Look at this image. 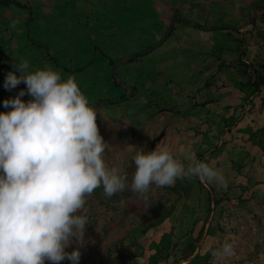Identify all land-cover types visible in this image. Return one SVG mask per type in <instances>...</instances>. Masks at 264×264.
Instances as JSON below:
<instances>
[{"label": "rangeland", "instance_id": "rangeland-1", "mask_svg": "<svg viewBox=\"0 0 264 264\" xmlns=\"http://www.w3.org/2000/svg\"><path fill=\"white\" fill-rule=\"evenodd\" d=\"M46 1L52 4L56 0ZM72 1L69 0V2ZM75 1L78 3L94 2V0ZM98 1L102 3L106 0ZM249 1L206 0V6L212 16L209 19L194 17L195 20L190 22L200 23L201 27H211L214 30L206 31L201 27L181 25L175 29L174 35L169 41L158 48H154L164 37L163 33L166 31V27L163 23L162 31L157 37V41L147 46V48L153 49L146 53L148 54L147 56L140 58L139 61L137 60L138 62H128L118 67L119 80L124 84L137 87L138 92L135 98L131 99V97L119 103L122 105L118 106L116 104L107 105V107H104L106 105L95 106L98 113L97 125L100 134L109 145L104 153V160L108 167H118L124 173L129 159L135 155L136 151H144L155 138L166 131L167 140L162 143L160 148L169 147L177 160L182 159L190 163L193 161L194 155L200 152H207V155L210 154V157L213 158L223 155L224 160L217 169L223 175L227 187L225 188L222 183L216 181H201L203 186L196 185L188 196H179L153 184L147 193V201L139 194H133L128 199L118 203L108 201L100 193L93 192L92 195L86 197L84 208L77 213L88 218L89 225L86 227L85 234L79 241L73 238L71 246L65 249L66 252H72L79 248L81 252L79 264H123L122 256L124 254L138 255L140 253V245L146 238L151 237L155 231V228H151V226L164 213L170 211L173 212L175 225L174 243L186 241V235L192 229L195 221L208 219L205 235L210 231V234L216 237L218 241L217 245L214 246L215 249L210 250L209 257L203 264H264V158L257 159L251 164L249 163L243 170L245 176L250 179V186L256 185L257 187L252 200H246L236 205L232 200L238 198L242 191L237 181L236 168H233L232 163L236 155L240 158L241 155H238L239 150L237 149L232 151L227 148L223 152L214 150V144L217 140L214 139L215 142L210 141L213 137L219 135V126L213 124L212 121L211 128L206 127L204 115H198L190 119H171L167 116L153 113V110L145 104L152 98L153 92L158 94V98L155 101L161 105L172 101L174 98L172 91L168 87V81L174 82L179 88L183 89V93L200 89L205 81L217 71L219 62L213 56L215 48L222 46L233 49L236 46V42L232 41L225 33L215 30L216 27H220L223 24L239 26L242 20V13L247 9ZM262 15V10L257 11L258 20ZM24 25H21V27ZM244 25L239 27L241 33L252 29V27H246L241 31ZM86 26L88 25L86 24ZM181 31H190L191 33L186 32L183 38L187 39L188 44L194 45V49L202 50L197 55L194 54V51H191L184 58L183 54L181 55L184 63L189 60V63H191L189 66L190 70L193 71L190 74V78L188 77L187 80H184L183 84L172 78V73L175 69L171 64L165 63L174 59L163 58L159 62L160 58H158L163 49L169 47L172 42L181 40V37L178 36ZM198 32L205 33L209 37L212 35L211 37L213 38L210 39L209 43H202V40H200L202 38L196 41L195 34ZM176 36L180 38L179 41L175 40ZM0 38L3 39L0 45V73L16 72V75H20L14 65L26 60L30 65L29 72L51 67L62 74V79L76 74L63 72V67L73 68L70 65L59 64L57 67L53 62L44 60L41 54V51L42 53L44 52L42 49L29 50L28 46H33L28 40L30 38H27L25 42L4 38L2 34ZM83 43L86 44L87 42ZM95 45L99 47L98 42H95ZM147 48L143 47L140 53L148 51L149 49ZM212 49L213 51H211ZM38 50L39 52H37ZM106 54L112 56L109 53ZM132 54L134 55L135 53ZM51 55L55 57L56 54L52 51ZM130 57L126 56V58L121 59L125 60ZM227 59L233 61V54L228 53ZM145 61L146 63L147 61H152L153 65L143 66ZM127 67H134V73H131L129 78L122 76V73L119 74L120 69L123 70ZM142 67H147L150 73H145L141 77ZM74 68L78 69L77 67ZM82 73H85V69ZM111 74H113V68L112 72L111 68H109V75L111 76ZM111 85L114 90L123 91L121 96L124 95L126 89L122 86L115 87L111 81V83L105 84L101 86V89H98L97 97L94 96L93 98L97 101L95 103L107 102L108 99H121L118 93H111ZM221 93L225 96L223 101L231 102L234 99H239L243 105L246 104L242 97L243 95L230 85L222 89ZM173 101H181V98L177 97ZM135 123L139 127L131 128V124ZM215 201H219L221 204L216 206ZM147 228L149 229L144 233ZM233 241L235 242L234 255L222 258L213 256V252L220 249L225 242ZM198 252L199 249L187 261L189 263L192 262ZM181 256L178 252L177 258L173 261H178L177 264H182L186 260L181 258ZM144 263V259L137 256L128 264ZM45 264H52V262L45 261ZM60 264H71V261L65 259Z\"/></svg>", "mask_w": 264, "mask_h": 264}, {"label": "clouds", "instance_id": "clouds-1", "mask_svg": "<svg viewBox=\"0 0 264 264\" xmlns=\"http://www.w3.org/2000/svg\"><path fill=\"white\" fill-rule=\"evenodd\" d=\"M14 67L20 75L9 72L4 87L24 83L27 92L5 100L11 111L0 113V264H79V248L65 249L83 238L89 221L77 213L101 186L108 198L131 191L145 201L151 185L171 186L181 177L227 187L218 169L199 160L185 166L159 146L136 151L129 183L126 173L105 163L109 145L76 76L62 79L51 67L29 72L26 60ZM26 94L32 97L27 102L21 99ZM234 248V241L225 242L213 256L231 257Z\"/></svg>", "mask_w": 264, "mask_h": 264}, {"label": "trees", "instance_id": "trees-1", "mask_svg": "<svg viewBox=\"0 0 264 264\" xmlns=\"http://www.w3.org/2000/svg\"><path fill=\"white\" fill-rule=\"evenodd\" d=\"M150 2L158 9L165 24L166 31L163 35L176 22L194 21V17L209 19L212 16V13H210L206 6V0H150ZM262 3H264V0H250L247 9L242 13V20L239 26L223 24L220 27H216L215 30L225 33L232 41L236 42V46L233 49L222 46L215 48L213 56L219 62L217 71L205 81L200 89L183 93V89L179 88L174 82L168 81V87L172 91L173 100L180 97L181 101L175 102L172 100L165 103V105H161L155 101L158 98V94L153 92L151 95L152 98L145 102L155 114H161L171 119H190L198 115H204L206 127L211 128L212 121L213 124L219 126V135L213 137L210 141L215 142L214 139L217 140L214 144V150L223 152L227 148L232 151L237 149L239 150L238 155H241V158L236 155L232 163L233 168H236L237 181L242 191V194L238 198L232 200L236 205L246 200H252L255 188L257 187L256 185L250 186V179L245 176L243 170L249 163L251 164V162L257 159L264 158V8L257 10H262L263 15L259 20L257 19L255 26L250 31L245 33L239 31L240 26L251 20L252 8ZM2 9L7 11H21L24 15L22 16L23 22L28 25L32 22L34 15V1L0 0V10ZM199 25L202 26L200 23ZM174 32L168 36L164 44L173 37ZM28 40L34 48L44 51V60L51 61L55 66H59L57 59L51 55L48 46H39L34 40ZM175 40L179 41L180 38L176 36ZM94 52L101 53L102 59L111 68V72L114 64L122 60L107 55L97 45L94 46ZM228 53L233 54V61L227 59ZM147 55L145 52L131 55V61L129 63L138 62L140 58L142 59ZM62 69L64 73L84 71V69L68 67H63ZM7 74L8 72L0 73V83L5 82ZM110 78L115 87H120L116 82L114 74H111ZM227 85H230L234 90H237L243 95L242 97L246 104L243 105L239 99H234L231 102L223 101L225 96L221 93V90L227 88ZM131 86L133 87L131 99H134L138 89L134 85ZM21 91L22 89L18 86L12 90H8L4 86L0 87V109L3 113L11 111L10 108L3 106V102L5 100L15 99ZM127 93L128 91L125 90L124 95L120 98L125 97ZM21 99L27 102L32 97L25 95ZM109 100L111 99L107 101ZM104 107H107V105ZM138 127L137 123L131 124V128L133 129ZM166 140L167 132L164 131L144 151H153L157 146L160 147ZM132 158L129 159L127 169L124 172L128 176L129 183L131 182L132 174L136 170ZM193 160L208 163L211 167L217 169L221 166L224 156L219 155L213 158L210 157V154L207 155V152H200L194 155ZM178 161L185 166L189 164L182 159ZM196 185L203 186L198 178L181 177L171 186L163 188L179 196H188ZM95 191L100 193L108 201L115 203L128 199L134 194L131 191H125L114 195L113 198H108L103 194V188L96 189ZM215 202L216 206L221 204L219 201ZM207 224L208 219L195 221L192 229L186 235V241L174 243L175 225L173 212L164 213L151 226V228H155V231L151 237L146 238L140 245V253L136 256L124 254L122 256L123 264L132 262L137 256L144 259V264H177L178 261H174L177 258L178 252L182 255L181 258L187 260L198 249V255L189 264H203L207 261L210 250L215 249L214 246L217 245L218 241L216 237L210 234V231L205 235ZM148 229H145L144 233Z\"/></svg>", "mask_w": 264, "mask_h": 264}, {"label": "crops", "instance_id": "crops-1", "mask_svg": "<svg viewBox=\"0 0 264 264\" xmlns=\"http://www.w3.org/2000/svg\"><path fill=\"white\" fill-rule=\"evenodd\" d=\"M33 1L34 15L28 25L23 23L24 15L21 11L0 10V35L17 42H25L29 37L39 46H48L50 51L56 54L55 58L59 64L84 68L85 73L72 75L76 76L82 92L90 100V105L97 102L93 98L97 97L98 89L111 83L109 66L102 59L100 52H94L95 42H98L101 51L121 59L131 56L132 53H140L143 47L147 48L149 44L157 41L162 31L161 14L150 0H106L102 3L94 0L90 3L84 2L85 4L75 0H56L52 4L46 0ZM186 32L191 33L179 32L181 40L172 42L158 56L159 62L163 58L174 59L165 63L174 67L172 78L182 84L193 72L190 70L189 60L184 63L183 58L191 51H194L195 55L202 52L201 49H194V45L188 44L187 39L183 38ZM211 36L198 32L195 34V40L202 38V43H209L213 38ZM2 42L3 39L0 40V45ZM28 48L35 50L33 46ZM41 54L43 56L42 51ZM148 64L153 65L152 61H145L143 66ZM121 73L129 78L130 74L134 73V67L120 69L119 74ZM145 73H150V70L142 67L141 77ZM110 88L111 93H118L119 96L123 94V91L114 90L112 85Z\"/></svg>", "mask_w": 264, "mask_h": 264}, {"label": "water", "instance_id": "water-1", "mask_svg": "<svg viewBox=\"0 0 264 264\" xmlns=\"http://www.w3.org/2000/svg\"><path fill=\"white\" fill-rule=\"evenodd\" d=\"M258 8H264V3L262 4H257L255 5L253 8H252V18L250 20V22H248L247 24H245L242 28H241V31H243L244 28L246 27H253L255 24H256V19H257V9ZM181 25H189V26H194L196 28H200L201 26L196 23V22H176L174 23L173 25H171L169 31L166 33V35H164V37L162 38V40L160 42H158L154 48H158L159 46H161L167 39H168V36L173 32L175 31V29L178 27V26H181ZM203 30H206V31H212L214 30V28H211V27H201ZM153 49H149L148 51H146L145 53H148L150 51H152ZM131 61V58H128V59H125V60H121L117 63L114 64L113 66V74H114V77L116 79V82L124 87L127 91H128V94L121 98V99H118V100H111V101H107V102H98V103H95L91 106L95 107V106H103V105H115V104H119V103H122L128 99H130L132 97V94H133V87L130 86V85H127V84H124L122 83L120 80H119V77H118V67L120 65H123L125 63H128ZM1 86H4V82H1L0 83V87ZM18 87H20L23 91L27 92V86L26 84L24 83H21L18 85ZM27 95V94H26ZM29 96V95H27Z\"/></svg>", "mask_w": 264, "mask_h": 264}]
</instances>
